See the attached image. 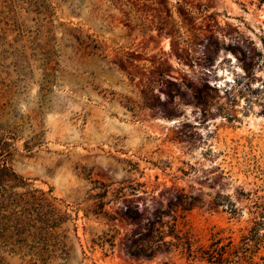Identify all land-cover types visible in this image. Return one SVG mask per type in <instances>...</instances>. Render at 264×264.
I'll list each match as a JSON object with an SVG mask.
<instances>
[{
  "label": "rangeland",
  "instance_id": "374dc122",
  "mask_svg": "<svg viewBox=\"0 0 264 264\" xmlns=\"http://www.w3.org/2000/svg\"><path fill=\"white\" fill-rule=\"evenodd\" d=\"M4 167L0 264H264V0H0Z\"/></svg>",
  "mask_w": 264,
  "mask_h": 264
},
{
  "label": "trees",
  "instance_id": "16d2710c",
  "mask_svg": "<svg viewBox=\"0 0 264 264\" xmlns=\"http://www.w3.org/2000/svg\"><path fill=\"white\" fill-rule=\"evenodd\" d=\"M10 174L12 175L13 177H17L16 174L12 171V169H9L7 167H4L3 169H0V176H2V174ZM2 178V177H1ZM1 181V180H0ZM38 206V207H37ZM35 218H32L31 219V222L34 224V225H31V228L36 232L35 235H41L44 239V243L43 245L38 248L36 247H32V258H34V260H30V264H48V260L47 259H52V255H54L55 253V249L57 248L56 246V243L55 244H49L51 243V241L53 240L54 238V231L58 228H60V222H55V223H52L50 224V221L45 218V220H38L37 217L39 216V214H37L38 212V209L37 208H40L42 209L39 205H36L35 204ZM40 213V212H38ZM38 223H41V226L42 227H37V224ZM165 243V242H163ZM22 247H25V246H18V248H22ZM154 249L153 247H151V252H154L155 250H152ZM158 249V248H157ZM129 253L133 256H142V255H145V256H150L151 254H146V252H142L140 254L138 253H135L133 252L131 249L128 250ZM24 256H26L24 254ZM218 261H224L223 259H220Z\"/></svg>",
  "mask_w": 264,
  "mask_h": 264
}]
</instances>
